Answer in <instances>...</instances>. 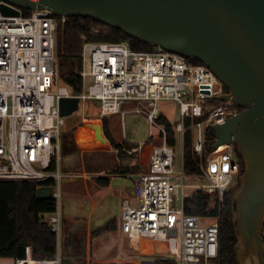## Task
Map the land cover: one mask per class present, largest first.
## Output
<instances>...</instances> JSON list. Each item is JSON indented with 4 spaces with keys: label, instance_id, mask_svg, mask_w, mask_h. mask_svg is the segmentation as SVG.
<instances>
[{
    "label": "built area",
    "instance_id": "built-area-1",
    "mask_svg": "<svg viewBox=\"0 0 264 264\" xmlns=\"http://www.w3.org/2000/svg\"><path fill=\"white\" fill-rule=\"evenodd\" d=\"M25 11L0 0V181H27L50 190L55 209L45 214V221L57 238L58 252L52 259H36L27 246L25 257L15 264L63 263V185L66 179L84 177L65 172L61 165L64 98H78L86 115L87 106L93 105L102 120L124 115L122 107L134 105L132 111L145 115L149 123L150 138L129 154H141L154 140L161 142L150 150L136 201L123 200L120 230L129 242L137 249L146 240L161 243L176 264H220V217L189 214L186 202L203 193L218 197L221 210L225 192L240 174L235 145L214 149L216 136L208 138L213 126L242 111L233 101L219 99L227 93L224 84L206 65L161 47L142 51L128 42L88 41L81 54L84 89L76 95L59 72L58 33L67 18L48 10ZM166 100L177 102L180 110L173 124L174 146L161 123L162 117L169 119L161 109ZM188 134L199 158L196 174L185 170ZM177 148L182 150L180 166Z\"/></svg>",
    "mask_w": 264,
    "mask_h": 264
},
{
    "label": "water",
    "instance_id": "water-1",
    "mask_svg": "<svg viewBox=\"0 0 264 264\" xmlns=\"http://www.w3.org/2000/svg\"><path fill=\"white\" fill-rule=\"evenodd\" d=\"M3 1L67 19L91 18L213 70L228 89L219 99L242 109L211 131L214 149L234 144L245 163L232 198L237 262L264 264V0ZM60 110L64 116L78 111V98L62 99ZM37 194L49 198L50 190Z\"/></svg>",
    "mask_w": 264,
    "mask_h": 264
},
{
    "label": "trees",
    "instance_id": "trees-1",
    "mask_svg": "<svg viewBox=\"0 0 264 264\" xmlns=\"http://www.w3.org/2000/svg\"><path fill=\"white\" fill-rule=\"evenodd\" d=\"M27 14L31 12L25 11ZM128 42L135 50L151 51L155 47L144 42L131 38L122 31L108 25L99 23L87 17L68 18L59 27L58 33V59L59 72L62 83L68 86L72 92L80 93L84 89V80L81 75L83 70L82 51L86 42ZM195 64H203L199 60H191ZM90 109V108H89ZM87 109V114L91 111ZM97 111V110H96ZM97 113V112H96ZM88 114V115H89ZM105 135L112 146L122 149L108 131L107 119L104 118ZM161 123L168 132L170 145H175V132L170 119L162 117ZM212 133L208 134L213 139ZM208 151L210 146L207 145ZM235 153L240 164V174L234 183L224 194L221 205L218 197L209 196L203 193H196L189 197L186 202V211L198 216H219L220 217V264H238L236 257V246L238 238L235 230L232 212V198L235 190L240 184V175L244 170V159L235 146ZM207 152L205 157L207 156ZM126 155L122 152L120 157ZM192 152L191 137L188 134L185 143V170L190 174L199 172V166ZM116 172L136 173L140 172L139 167H119ZM101 182V179H98ZM39 188L36 183L27 181H0V257L17 258L25 257V249L32 246L36 259H52L58 252L57 238L51 232L48 223L45 221V214L55 209L52 198L38 197ZM213 204V206H212ZM109 222L98 232H104L115 228ZM153 264H176V260L165 255L152 257Z\"/></svg>",
    "mask_w": 264,
    "mask_h": 264
},
{
    "label": "rangeland",
    "instance_id": "rangeland-1",
    "mask_svg": "<svg viewBox=\"0 0 264 264\" xmlns=\"http://www.w3.org/2000/svg\"><path fill=\"white\" fill-rule=\"evenodd\" d=\"M227 90L228 89L226 88V91ZM134 108V105H125L122 107V111H125L124 115L120 113L116 115H110L106 118L108 120V131L111 129L116 140L123 142L124 149L128 151L140 144L148 142L150 138V126L145 115L133 112L132 110ZM87 109L91 110L89 111L90 114L88 113L89 115L84 114L81 108H79L78 111L65 117L66 124L62 128L60 139L62 158L61 165L62 167L69 166L72 168V171L76 170L80 172L83 171L84 166L86 167V169H88L89 172H100L105 170V168L113 169L118 164L119 159L117 158V155H115V153H113L112 151L111 153H109L110 147H106L108 143L106 145L93 147L89 144L82 145L79 142L80 136L82 138L85 137V139L89 142H96L99 138V136H97V134L95 133L97 128L94 126V124H89V126L92 125V127L85 129L88 124H86L85 121H82L84 116H87V119L92 118L95 120L99 116L98 113H96L97 109L93 105L87 106ZM161 109L163 110L164 114L170 119L172 124H175L177 122L180 116L179 105L177 104V102L172 100L162 101ZM78 143L80 145H78ZM159 143L161 142L154 140L152 144L146 146V148L143 150L141 154H145L147 161L145 162L146 166L144 168L140 167V170H147L150 164V148L153 149V147L158 146ZM90 149H97L95 151L107 150L108 153L104 151L93 152L89 151ZM176 151L178 155V165L180 166L182 150L181 148H177ZM134 154L135 153H133V155ZM89 161L92 164H90ZM134 185L135 182L133 181V179L118 177L113 181V189L110 194H108L106 190L105 193H103V197H101L102 194L95 193L91 198L90 193L86 195L87 190H85L84 187H81L78 189V192H81L83 196L78 197V199L75 196V199L74 197H71V195H67L68 188L73 189L75 188V186H66L64 184L62 199L63 219L66 218L70 222L73 218H75L77 223L75 227L71 223L67 225L66 240L64 234L62 233L61 241L59 244V251L61 253L62 259H66L64 258V251H66V253L68 254L70 252H81L84 250L83 244L86 242L85 238L89 225H91V227L93 228L98 226L102 227L107 222V219H111L114 217H117L118 219L121 218L122 203L119 194L128 186L132 188L134 187ZM142 188L143 183H141V189ZM178 195H180V192H178ZM173 207L180 208V205L173 204ZM74 234L76 237L74 236ZM107 243V241H103V244ZM124 248L127 251L131 252L127 244L124 246Z\"/></svg>",
    "mask_w": 264,
    "mask_h": 264
},
{
    "label": "crops",
    "instance_id": "crops-1",
    "mask_svg": "<svg viewBox=\"0 0 264 264\" xmlns=\"http://www.w3.org/2000/svg\"><path fill=\"white\" fill-rule=\"evenodd\" d=\"M116 115V114H115ZM107 118V117H106ZM95 119H92L90 121H93ZM95 121H98V128L100 124V129L103 134V138L106 140L108 145L106 147H110V152L115 153L117 155V158L119 159L118 164L113 169L105 168V170L97 172H89L88 169L84 166V169L82 172L80 171H72L71 167L64 166V170L66 169L68 172L73 174H81L84 175L83 178L78 179H66L64 181V184L66 186H75V188H68L67 195H71V197H74L78 199V197L83 196L81 192H78V189L81 187H84L85 190H87V193H90L91 198L93 194L99 193L102 194L101 197H103V193L107 190L108 194L112 192V184L113 181L118 177H124V178H130L133 179L135 182L134 187L128 186L125 190H122L119 194L121 198V203L123 204V200L130 199L132 201H136V194L138 193L137 188L138 185H140L141 181V175L147 172V170L143 171L140 170V172L136 173H118L116 170L119 167H141L144 168L146 166L145 162L147 161L145 154L139 155V153L129 154L127 153L128 150L124 149L123 142L117 141L114 137L111 129L109 130L110 135L115 139V141L118 144L122 145L123 149H116L112 146L109 139L105 135L104 130V121L102 119L96 118ZM108 121V120H107ZM86 124H92V122H86ZM93 125V124H92ZM125 138V135H124ZM127 138V137H126ZM78 145H80L78 143ZM80 147V146H79ZM82 147V146H81ZM97 149H90L89 151L93 152H107V150L102 151H95ZM151 150V148H150ZM122 152L126 153L124 157H120V154ZM108 153V152H107ZM90 164H92L89 161ZM98 179H101L102 181L99 182ZM137 183V185H136ZM64 186V185H63ZM92 193V194H91ZM76 196V197H75ZM65 217V216H64ZM77 219V218H76ZM109 222H112L114 224L115 228L104 231V232H98V230L102 229L104 226H106ZM72 224L74 227L76 226L77 221L75 218H73L70 222L68 219H63V230L62 233L64 234L65 240H66V230L67 225ZM120 224L121 221L117 217L107 219V222L102 227H91V225L87 228L85 243L83 244V251L78 252H70L66 253L64 251L63 254L64 258L69 259L77 264H153L152 257L159 256V255H165L168 256V254L164 251V247L161 243H154L149 240L144 241V246L142 249H137L134 247L128 240V238L121 232L120 230ZM113 226V227H114ZM75 236V234H74ZM76 237V236H75ZM64 240V245H65ZM103 241H107V244H103ZM126 242V243H124ZM128 245L131 252L127 251L124 246ZM149 246V247H148ZM66 250V249H64ZM1 259H8V260H1ZM64 260V259H63ZM0 264H15V260L13 258H2L0 257Z\"/></svg>",
    "mask_w": 264,
    "mask_h": 264
},
{
    "label": "bare ground",
    "instance_id": "bare-ground-1",
    "mask_svg": "<svg viewBox=\"0 0 264 264\" xmlns=\"http://www.w3.org/2000/svg\"><path fill=\"white\" fill-rule=\"evenodd\" d=\"M91 119H87L86 120V122L87 121H89V122H92V124H94V126L97 128L96 129V131H95V133L97 134V136H99V138H98V140L96 141V142H89V141H87L86 139H85V137L84 138H82L81 136L79 137V142H80V144H82V145H87V144H89V145H92L93 147H98V146H101V145H106L107 144V142H106V140H104L103 138H102V136H103V134H102V131H101V129H100V124H99V128H98V121H90ZM92 127V125H90L89 126V124H88V126L85 128V129H87V128H91Z\"/></svg>",
    "mask_w": 264,
    "mask_h": 264
}]
</instances>
